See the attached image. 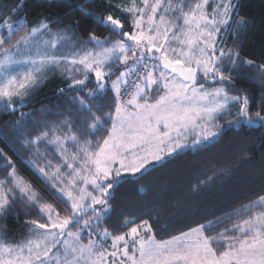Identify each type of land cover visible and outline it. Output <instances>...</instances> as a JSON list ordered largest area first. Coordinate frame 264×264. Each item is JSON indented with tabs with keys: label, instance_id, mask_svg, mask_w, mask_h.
<instances>
[{
	"label": "snow or ice",
	"instance_id": "6c2138e0",
	"mask_svg": "<svg viewBox=\"0 0 264 264\" xmlns=\"http://www.w3.org/2000/svg\"><path fill=\"white\" fill-rule=\"evenodd\" d=\"M111 6L123 17L113 13L98 22L120 39L92 34V49L74 47L71 55L60 52L71 36L53 35L47 24L29 28L14 24V17H0V111L15 112L17 103L23 106L46 74L56 71L77 91L88 88L94 77L89 100L108 88L115 93L114 111L106 120L103 109H97V116L94 105L76 98L89 114L83 132L65 120L25 137L35 152L32 167L64 201L67 215L41 203L38 192L0 151L10 168L0 179V217L11 213L14 203L27 201L47 221L31 220V235L19 244L0 243V264H264V196L249 206L257 207L255 214L215 235L212 221L197 222L160 241L147 219L125 221L129 231L121 235L104 227L111 190L122 174L142 175L184 149L212 142L220 134L218 119L231 115L232 107L239 108L242 122H252L248 96L229 94L239 54L218 44L222 31L244 26L243 20L232 19V0H118ZM45 35L50 38L43 39ZM118 66L122 68L114 71ZM260 70L264 78V65ZM153 86H159L155 96L150 95ZM13 126L19 132L18 122ZM101 130L106 135L97 139ZM44 145L58 148L55 164L40 152ZM108 240L111 250L104 243Z\"/></svg>",
	"mask_w": 264,
	"mask_h": 264
},
{
	"label": "trees",
	"instance_id": "16d2710c",
	"mask_svg": "<svg viewBox=\"0 0 264 264\" xmlns=\"http://www.w3.org/2000/svg\"><path fill=\"white\" fill-rule=\"evenodd\" d=\"M116 2L118 0L110 3L106 0H0V17H14L13 22L23 21L29 28L48 24L53 29H71L75 33L73 41L88 43L92 34L100 39L116 36L109 26L98 22L113 13L123 17V13L111 6ZM232 19L243 20L244 26H234L230 32L222 31L220 35V45L239 54V66L228 84L229 94L247 95L249 116L252 121H258V112L264 116V78L260 70L264 65V0H240ZM248 60L253 64L244 63ZM68 84L69 80L60 71L47 73L23 106L17 103L15 112L0 111V151L38 192L41 203H51L62 215L68 214L67 206L47 181L38 178L30 163L35 152L27 147L25 137L31 138L44 125L65 120L75 123L83 132L89 114L81 110L76 98L94 105L92 111L97 116L101 115L97 109H103L105 120L107 114L114 111L115 99L110 88L88 99V92L95 90L94 77H90L89 87L84 91L70 89ZM230 111L231 115L217 121L221 130L217 140L181 151L165 160L163 166L157 165L155 170L149 168L142 175H121L119 183L111 190L110 210L102 221L104 227L113 236L121 235L129 231L125 221L147 219L152 224L155 239L160 241L171 239L197 222L212 221L210 231L215 235L250 213L255 214L257 207L249 206H257L259 198L264 196V123L252 126L242 122L244 117L238 115V107ZM13 121L18 122L19 132ZM104 135L101 130L96 138ZM40 152L56 163L58 148L55 145H44ZM4 169L10 171L0 157V170ZM3 177L0 173V179ZM0 220L3 234L13 245L29 238L31 220L47 222L39 207H31L27 201L14 203L13 211Z\"/></svg>",
	"mask_w": 264,
	"mask_h": 264
},
{
	"label": "rangeland",
	"instance_id": "374dc122",
	"mask_svg": "<svg viewBox=\"0 0 264 264\" xmlns=\"http://www.w3.org/2000/svg\"><path fill=\"white\" fill-rule=\"evenodd\" d=\"M174 2H179L178 0H174ZM194 1H187L186 3H188V4H191V3H193ZM210 2L211 3H215L216 2V0H210ZM137 3L139 4V3H141V0H137ZM239 3H240V0H232V4H233V14L235 13V11H236V9H237V7H238V5H239ZM116 16H118V15H116ZM119 17H121V16H119ZM19 22H21V23H23V21H19ZM14 24L16 23V22H13ZM48 25V24H47ZM48 27H49V29H50V31H51V33L53 34V35H55V34H62V35H69V36H71L73 39L75 38V33L71 30V29H63V28H58V29H53V28H50V26L48 25ZM125 27L126 28H128L129 27V25H128V23L125 21ZM222 33V32H221ZM116 35V34H115ZM221 35V34H220ZM45 37L46 38H50L49 36H47V35H45L44 37H43V39H45ZM111 39H113V40H116V39H120V37L119 36H114V37H110ZM101 40H103V39H101ZM218 44H220V36L218 37ZM77 45H79V47H77ZM174 47H176L177 45H173ZM74 47H76L77 48V51H79V50H81L82 48H84V47H87L89 50H91L92 49V45H90L89 43H83V42H81V41H77V40H71V43L70 44H68L64 49H60V52L61 53H63V54H65V55H71V49L72 48H74ZM158 55V54H157ZM120 68H122V66H118V68L117 69H114V71H116V70H119ZM135 77H133L132 79H134ZM125 87H130V85L129 86H125ZM158 88H159V86H153L152 87V89H151V93H150V95H152V96H155V95H157L158 94ZM124 92V89L122 88V93ZM248 109H249V106H248ZM252 121V120H251ZM261 123H264V121H262V120H258V121H252L251 123H249V124H251L252 126H258L259 124H261ZM218 127V126H217ZM219 128V127H218ZM219 133H221V130H220V128H219ZM219 136H220V134L213 140V141H215V140H217L218 138H219ZM191 141V138H189V142ZM212 141V142H213ZM210 143V142H209ZM202 146V145H201ZM198 147H200V146H197L196 148H198ZM189 149H195V148H188V149H184V150H189ZM184 150H182V151H184ZM169 158H171V157H168V158H166V160L167 159H169ZM151 168V167H150ZM6 170L4 169V170H0V173H3L4 175L6 174V172H5ZM128 174H130V173H128ZM137 174H139V173H137ZM122 175H125V174H122ZM97 207H99V206H97ZM110 210V209H109ZM109 210H108V212H107V215H108V213H109ZM1 218V217H0ZM1 221V220H0ZM74 231H77V230H79V229H73ZM3 229H2V226H1V223H0V243H7V244H12L13 245V243L12 242H10V241H8V238H6L5 237V235L3 234ZM33 231H42V230H33ZM31 235V234H30ZM30 237V236H29ZM83 238H87V234L86 233H82V240H83ZM21 242H23V241H19L18 242V244L19 243H21ZM83 242L84 243H87V239L86 240H83ZM105 243V246H106V248L107 249H109V250H111V241L110 240H108V241H105L104 242ZM109 259H111V258H109Z\"/></svg>",
	"mask_w": 264,
	"mask_h": 264
},
{
	"label": "water",
	"instance_id": "95a60500",
	"mask_svg": "<svg viewBox=\"0 0 264 264\" xmlns=\"http://www.w3.org/2000/svg\"><path fill=\"white\" fill-rule=\"evenodd\" d=\"M198 79H199V77H198Z\"/></svg>",
	"mask_w": 264,
	"mask_h": 264
}]
</instances>
